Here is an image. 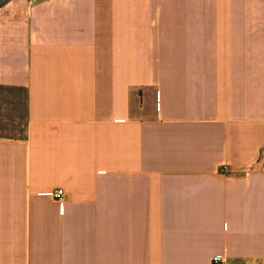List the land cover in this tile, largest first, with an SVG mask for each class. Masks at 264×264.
<instances>
[{
  "label": "crops",
  "instance_id": "crops-1",
  "mask_svg": "<svg viewBox=\"0 0 264 264\" xmlns=\"http://www.w3.org/2000/svg\"><path fill=\"white\" fill-rule=\"evenodd\" d=\"M215 255L264 264V0H0V264Z\"/></svg>",
  "mask_w": 264,
  "mask_h": 264
},
{
  "label": "built area",
  "instance_id": "built-area-1",
  "mask_svg": "<svg viewBox=\"0 0 264 264\" xmlns=\"http://www.w3.org/2000/svg\"><path fill=\"white\" fill-rule=\"evenodd\" d=\"M50 195L57 202V204L59 206V209L62 210V206H63V199H62L63 190L60 189V188L55 189L52 192H50ZM224 262H225V258L222 255H215L211 259V264H224Z\"/></svg>",
  "mask_w": 264,
  "mask_h": 264
}]
</instances>
